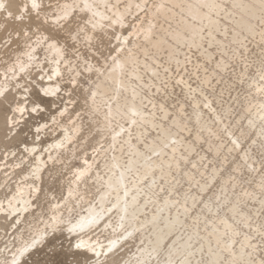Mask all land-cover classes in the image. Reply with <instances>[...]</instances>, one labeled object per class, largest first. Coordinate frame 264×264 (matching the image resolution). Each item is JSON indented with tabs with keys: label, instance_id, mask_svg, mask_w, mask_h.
Returning a JSON list of instances; mask_svg holds the SVG:
<instances>
[{
	"label": "rangeland",
	"instance_id": "obj_1",
	"mask_svg": "<svg viewBox=\"0 0 264 264\" xmlns=\"http://www.w3.org/2000/svg\"><path fill=\"white\" fill-rule=\"evenodd\" d=\"M242 1L246 2L247 0ZM149 3L156 4V0H149ZM219 3L221 4V10L219 14L213 16L218 21V30H214L212 35L209 36L208 30L204 27L203 31H201L199 41L201 45L199 47L195 48L191 45L176 46L177 53H174L173 58H169L166 51L157 54H154L151 50L146 52L145 61L148 62L149 58L154 57L156 62L153 66L158 74L157 78H155L149 73H142V80L145 84L147 83L142 91V95L146 101L148 100L145 103V110L150 113L154 112L155 109H153L149 101L159 103L162 97L166 98L169 106L176 105L175 109L170 107L169 111H172L179 118L181 126L183 125V131L187 133L181 131V136H179L185 143L187 141L188 146L191 145L192 148L189 146V149H193V151L189 150V154L181 151V154L186 158L185 160H180L178 170L170 168L165 179H157L159 185L154 189V194L160 201L169 198L172 201L175 200L176 204H181L186 199L192 198L195 200L193 205L187 204L188 213L183 218L184 227H180V230L175 231L168 238L169 242L173 236L179 234L180 239H183L185 235L193 230L198 233V241H201L202 237L206 236V229L209 228V225L206 224L209 222L215 224V221L219 218L226 219L230 225L234 224L237 219L240 221L243 216H251L254 221L260 219L257 214L262 207L260 201L264 199V192L259 187L264 183V79H262L264 77V24H261L264 23V20H262L264 17L260 16L261 13L258 10L257 15L262 21L260 22L257 17L256 20L252 21V36L239 31L238 36L240 35L241 37L237 36V40L231 42L229 41L232 40L230 39L232 38L231 36L237 31L234 24L236 19L235 11L231 8L230 1H221ZM142 13L136 12L127 16V27L124 28L126 34H129L133 27L137 26L139 22L136 16L138 14L142 18ZM231 15L234 16L231 17ZM1 17L0 38H6L9 34H13L14 29L20 27V22L10 20L6 16ZM226 19H230L231 22L230 20L226 21ZM160 21L158 23L162 22L161 25L163 26L166 23L165 27L172 26L170 22ZM25 23H31V21H26ZM232 30L234 31L231 32ZM261 30L262 34L260 33ZM258 31L259 33L257 34ZM238 39L243 41L239 40V42ZM22 46V38L14 44L15 50L4 49L0 46V59L8 60L9 57L14 58L22 51ZM222 46L223 48L220 49L223 50L220 53L219 47ZM225 51L226 54H223ZM5 52H7V55H5ZM207 53L210 58L208 56L207 58L205 57ZM39 55L42 57L43 53H39ZM105 55H107V49H105ZM168 59L171 60L169 61ZM101 61H103V57H101ZM177 61H179V64H177ZM216 63L219 64L218 67H216ZM165 69H168L167 73ZM176 69H179V71H176ZM2 71L3 69L0 68V72ZM205 77L206 79H204ZM161 80H168L169 82L166 93L156 92L155 88L152 87L153 84L159 85ZM258 86L260 88L257 89ZM89 87H92V84L82 83L81 89H77L71 96L67 92L63 93V100L57 101L60 107H67V112L63 117L58 116V124L50 125L49 130L41 133V139L36 141L35 144L38 143L40 145L39 148L45 150L49 144L62 139L63 129L59 128L61 124L66 126L68 132H72L75 127H78L79 131L73 141L62 148L60 152H57L55 157L47 163L42 172V180L37 188L40 191L33 195V206L29 213L25 214L19 220L20 222L7 218L5 215H0V250L7 245L8 249L14 251L15 248L32 235L36 228H43L49 216L54 212L57 214L62 213L65 219L71 217L75 221L79 214L84 212L87 205L93 206L96 203V197L100 190L96 182L90 180L85 184L74 187L75 174L80 167L84 166V160L92 161L100 150L108 146L109 130L103 129L101 114L96 112L89 102L90 97L87 92ZM255 89L257 90L255 91ZM197 91H199V94L201 93V96ZM205 99L206 101L209 99L216 117H214L213 111L207 109ZM194 102L199 104L196 105ZM201 103L204 104L201 105ZM198 114L200 119L197 121L194 118L198 117ZM207 128L210 129L207 130ZM154 135V131L149 130L148 136ZM232 136L237 137L240 142V146L235 147V149L231 148L233 146ZM33 141L32 132L27 127H23L15 139H0V201L4 205L6 201L10 200L15 190V186L18 183L16 180L18 179L19 181L21 173L29 168L32 156H27L23 147L25 143L31 144ZM207 141L209 144L206 143ZM217 149L218 152H215ZM99 165L100 163L97 162L96 166ZM12 167H14L13 173L9 176L12 171L9 168L12 169ZM212 170H218L217 174L213 175L214 171L211 173ZM99 171L103 172V168H100ZM201 172L204 176L199 174ZM6 176L9 177L3 183V177ZM15 176H17V179ZM211 179L213 181H210ZM225 179L227 182H225ZM175 181L177 182L175 183ZM203 184L206 186V190L198 192L200 185ZM223 187L226 192H223ZM242 191H245L243 192L245 195L241 193ZM247 191H251V193L249 192L250 197L247 195ZM69 192L72 194L71 198H68ZM253 196H256V199H250L254 198ZM216 198L218 199L217 201H215ZM57 204L61 205L59 209L56 208ZM232 205L236 206L235 210L238 212L235 216H231L229 212V208ZM205 208L210 210L207 211ZM226 208L227 210L225 211ZM69 209H71V212H69ZM213 209L215 210L214 213L212 212ZM239 213H241V216H239ZM232 217H235V220ZM100 230L94 232L91 237L103 245L109 235H111V231L100 232ZM226 239L224 235L223 241L225 242ZM169 242H166L165 248H167ZM194 244L197 245V242ZM138 245H140L138 242L132 240L117 253H115L116 248L112 250L114 256L113 258L108 257V259L116 261V264H135L134 253ZM237 245L239 246V244ZM237 245H235V248L238 247ZM4 255H7L10 259L11 251L0 253V262H2ZM228 257L227 253H223L222 261L228 259ZM205 260L204 254L197 258L199 263H205ZM156 262L157 260H150L146 264H156Z\"/></svg>",
	"mask_w": 264,
	"mask_h": 264
},
{
	"label": "bare ground",
	"instance_id": "obj_2",
	"mask_svg": "<svg viewBox=\"0 0 264 264\" xmlns=\"http://www.w3.org/2000/svg\"><path fill=\"white\" fill-rule=\"evenodd\" d=\"M221 1H230L231 8L234 9V14L236 15L234 24L237 28V31L234 32L233 36H231L232 38H230L232 40L229 41H236L238 37H241L240 35L238 36L239 31H243L244 33H248L249 35L251 34L250 36H252V21L256 20V17L260 20L257 15L258 9L234 6L241 3L248 4L250 3V0H247L246 2H243L242 0H156L155 5H163L162 8L158 10L150 9L147 17H145L144 13H142V19H150L155 24V27L152 29V33L150 34V36H146L144 33H141L140 35L129 36L124 32V28H117V32L120 35L128 36L129 39V43L126 46V51L122 53V61L126 62L125 67L121 69L119 66H113L99 80L93 78L92 88L96 92V96L94 100L91 98L89 99L92 108L96 112L100 113L103 118V129L109 130L108 146L103 150H100L92 161L84 160V166L80 167L77 170L75 177L80 172H84V175L79 180H74V187H77L80 184H85L90 180L96 182L100 187V190L98 191L96 197V203L93 206L87 205L84 212L80 213L76 220H80L82 218L86 222L83 238L86 240H90V242L96 245H99V250L101 251H107L108 248H111L112 250L116 248L115 253H117L124 245L130 243L132 240H135L140 244L137 246L134 253L135 264H146L150 260H157L156 264H164L165 261H169L170 264H221L223 253H227L226 251H224L223 241L225 231L227 230V226L225 225V223H223V221L226 220L224 218L217 219L215 221V224L208 221L209 223L206 225H209V228L206 229V236H203L201 241H198V233L193 230L189 234L185 235L183 239H180L178 234L176 236H173L169 242L168 238L172 236L175 231L180 230V227H184L183 218L186 217V214L188 213L187 204L189 203L188 205H193L195 203V200L192 198H185L186 200H184L181 204H176L175 200L172 201L169 198H165L160 201L156 198L154 189L159 185V178L165 179V177L169 173L170 168L177 169L180 160H185L186 157L181 154V151H185L186 154H189V150L193 151V149H189V146L191 147V145L188 146L187 141L185 143L180 137L181 135L176 136L175 134H173L164 136L161 137L160 141H157L156 137L159 135V133L155 129H152L150 126L147 128L142 126H133L130 128L129 125L131 117L130 113L128 112V109L135 105L138 110L144 112V115L149 121L152 119L151 115H149L150 112H147L145 110V103L148 100L146 101L145 97L142 95V91L146 87L147 83L145 84L143 82L142 73H149L151 76L157 78L158 72L153 66V64H155L156 62L154 57L149 58L148 62L145 61V57L147 55L146 52L148 50H151L154 54H157L166 51L168 57L173 58L174 53H177L176 46L191 45L197 48V46L193 45L191 38L193 34V26H195L196 32V45L200 46L201 44L199 41L201 37V29L205 27L208 30L209 36L212 35L214 30H218V21L217 19L215 20L213 16L219 14L221 10V4L219 2ZM112 2L115 3L116 0H112ZM125 2H131L134 5L135 3L139 2V0H121L122 4ZM211 2H214L216 5H218V7L210 9L200 7L201 4ZM123 10V7H121V11ZM99 11H104L103 7H101ZM136 12H138V10L133 7L131 10L132 14L130 15H133ZM80 15L84 14L81 13ZM233 16L234 15H231V17ZM159 20L170 22L172 23V26L165 27L166 23L165 26H163L161 25V21L160 24L158 23ZM228 20L226 19V21ZM262 20H260V22ZM127 22L128 21L126 20V24ZM233 31L234 30H232L231 32ZM219 32L221 33V31ZM261 32L262 30L260 31V33ZM185 33H187V35H185ZM258 33L259 31L257 32V34ZM239 40L240 39H238V41ZM240 41L242 42L243 40L241 39ZM16 42L18 41L13 42L9 49L15 50L14 44ZM220 48H223V46L219 47V50L221 51L219 52L222 53L223 49L221 50ZM223 54H226V51L225 53L223 52ZM207 56L208 53L207 55H205V57L207 58ZM108 63L111 64V61H108ZM216 64V67H218L219 64ZM206 77L204 79H206ZM204 85L206 86V84ZM258 88H260V86H258L257 89ZM257 89H255V91ZM134 90L136 93L135 100H133ZM261 91L263 92V90ZM198 92L199 91H197V93ZM199 95L201 96V93ZM206 99L205 102L207 103L205 104L208 107L207 109L209 111H213V114L215 115L214 109L209 99L208 101H206ZM197 104L199 103H196V105ZM202 104L204 103H201V105ZM109 112H111V116L108 115ZM214 117H216V115ZM194 119L198 121L200 119L199 114L198 117ZM258 119L260 118L258 117ZM177 120L179 121L180 128L182 129L183 125L181 126L179 118H177ZM112 124H114V126H112ZM221 125L223 124L221 123ZM59 128L63 129L62 139L56 140L53 143L49 144L48 148L45 150L39 148L40 145L37 143L35 144V146L37 147L38 151L35 154L26 153L27 156H32V161L29 164V168L21 173V177L19 176L20 174L18 175L20 177L19 181L21 180L20 182L18 181L17 176H15L17 179L16 182L18 183L15 186V190L11 195L10 200L6 201L5 205L0 201V205H3V209L0 210V215H5L7 218L15 219L18 222L25 214L29 213L33 206V195L37 192L38 185L42 180V172L45 169L47 163L55 157L57 152H60L62 148L72 142L79 131V128L75 127L73 128L72 132H68L64 124H61ZM122 128L124 129L123 133L121 135H117L118 133H121ZM208 129L210 128H207V130ZM149 130L154 131L155 135L148 136ZM129 131L131 132V136L128 135ZM175 131L176 129H173V132ZM212 137L214 136L212 135ZM231 138L233 140V146H231L232 149L240 146V142L237 137L232 136ZM145 142L149 146L153 145L154 143L159 144L157 151H159L160 154L155 155L150 152L149 148L145 146ZM206 143L209 144L208 141ZM164 144H167L168 147L164 148ZM56 145L60 146L57 147ZM26 146L32 147L33 143H25L24 147ZM215 152H218V149ZM10 154L13 155V153L11 152ZM149 156H151V159L148 158ZM243 157L246 158L245 156ZM97 162L100 163L99 166H96ZM38 164L41 165V170L38 174L39 178H36L32 175V173L36 169ZM248 164H250V162H248ZM169 165H171V167H169ZM14 167H12V169L9 168V170H12L11 173H9V176L12 175ZM100 168H103V172L99 171ZM213 171V175H216L218 170H212L211 173ZM199 174L201 175L202 172ZM9 176L3 177V183ZM186 177H188V175H186ZM186 179L188 180V178ZM210 181H213V179H211ZM176 182L177 181H175V183ZM225 182H227L226 179ZM205 190L206 186L203 184L200 185L199 191H197L204 192ZM223 192L226 191L224 190ZM243 192L245 191H242L241 193L245 195ZM249 192L251 193V191ZM249 192L247 193L248 196ZM228 194L230 195V193ZM241 197L243 198L242 195ZM255 197L250 199L254 200L256 199ZM217 198L215 201L218 200ZM236 199H234V201H236ZM148 208L149 210L147 211ZM205 209H207V211L210 210L209 208ZM232 209L233 205L230 206L229 212L231 216H234V212ZM213 210L212 212L214 213L215 210ZM226 210L227 208L225 209V211ZM239 214V216H241V213ZM233 219L235 220V217ZM190 220L193 221V219L191 218ZM93 221L95 223H88ZM200 221H202V219H200ZM238 221L239 220L237 219L236 222ZM227 223L229 224L228 221ZM99 229H101L100 232L111 231V235H109V237L105 241V244L103 245L96 242L91 237L93 233L98 231ZM166 242H169L167 248H165ZM195 242H197V245L194 244ZM239 247L240 246L236 248L237 253L239 252ZM202 254H204L206 257L205 263L197 262V258H200ZM113 256L114 254H112L111 252L109 253L108 257L113 258ZM102 258L105 259V257H101V259ZM228 259H230V257H228ZM198 260L200 261V259Z\"/></svg>",
	"mask_w": 264,
	"mask_h": 264
},
{
	"label": "snow or ice",
	"instance_id": "obj_3",
	"mask_svg": "<svg viewBox=\"0 0 264 264\" xmlns=\"http://www.w3.org/2000/svg\"><path fill=\"white\" fill-rule=\"evenodd\" d=\"M234 6L258 9L264 17V0H250L248 4ZM101 7L104 11H99ZM133 7L147 17L150 9L158 10L163 5L150 4L149 0H139L134 5L131 2L122 4L121 0L115 3L112 0H0V16L6 15L8 19L20 22V27L14 29L13 34L0 38V46L9 49L13 42L23 39L22 51L18 55L8 60L0 59V68L3 69L0 72V139H15L23 127H27L34 141L32 147H24V152L35 154L38 151L35 142L41 139V133L49 130L50 125L58 124L57 117H63L67 112V107H60L57 103L63 100V93L71 96L82 88V83L92 84L93 78L99 80L113 66L123 69L126 62L122 61V53L126 51L129 39L120 35L117 28L127 27L126 17L132 14ZM200 7L210 9L218 5L211 2ZM136 19L139 23L128 35L144 33L150 36L155 27L153 21L142 19L138 14ZM26 20L31 23H25ZM195 35L193 26L192 42L199 47ZM168 86V80L152 85L156 92L161 93H166ZM87 92L94 100L96 92L93 88L89 87ZM135 96L134 90L133 100ZM149 103L155 109L149 114L152 119L149 121L144 112L133 105L128 109L131 117L129 127L150 126L159 133L157 141L164 136H179L183 129L174 113L169 111L176 105L169 106L163 97L159 103L151 100ZM108 115L111 116V112ZM123 131L122 128L117 135ZM128 135L131 136L130 131ZM145 146L153 154H160L157 151L159 144L149 146L145 142ZM40 170L41 165L38 164L32 175L39 178ZM83 175L84 172H80L75 179L79 180ZM260 187L264 192V183ZM71 195L69 192L68 198ZM260 203L259 220L254 221L248 216L232 225L223 221L227 226L224 251L230 259L221 261V264H264V199ZM60 207L56 205L57 209ZM2 209L3 205H0ZM232 210L234 216L238 214L235 206ZM85 226L82 218L74 221L54 212L43 228H36L14 251L7 245L0 250V253L11 251V259L4 255L0 264H116V261L107 259L111 248L101 251L99 245L83 238ZM237 244L240 246L238 253ZM164 264L170 262L165 261Z\"/></svg>",
	"mask_w": 264,
	"mask_h": 264
}]
</instances>
